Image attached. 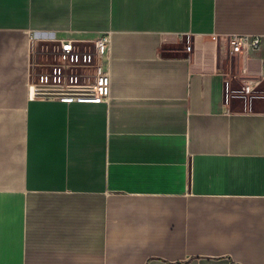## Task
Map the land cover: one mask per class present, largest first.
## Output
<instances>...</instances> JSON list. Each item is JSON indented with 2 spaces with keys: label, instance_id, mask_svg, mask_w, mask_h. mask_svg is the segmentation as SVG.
Returning a JSON list of instances; mask_svg holds the SVG:
<instances>
[{
  "label": "crops",
  "instance_id": "obj_1",
  "mask_svg": "<svg viewBox=\"0 0 264 264\" xmlns=\"http://www.w3.org/2000/svg\"><path fill=\"white\" fill-rule=\"evenodd\" d=\"M263 67L264 0H0V264H264Z\"/></svg>",
  "mask_w": 264,
  "mask_h": 264
},
{
  "label": "built area",
  "instance_id": "obj_2",
  "mask_svg": "<svg viewBox=\"0 0 264 264\" xmlns=\"http://www.w3.org/2000/svg\"><path fill=\"white\" fill-rule=\"evenodd\" d=\"M35 34V33H34ZM217 40V37L211 36ZM81 40L63 38L60 40V53L62 57L74 65H87L92 67L93 80L90 83L72 82L51 86H37L34 95L38 97H54L64 101L99 102L108 97L110 90V75L103 65L104 60L110 59L112 39L109 32L98 35L94 40L93 49L90 51L79 50L76 43ZM224 41L231 54L241 55L261 47L263 37L256 35L232 34L224 37ZM264 75V67H263ZM88 77V76H87ZM249 89L246 88V91ZM60 96V97H58Z\"/></svg>",
  "mask_w": 264,
  "mask_h": 264
},
{
  "label": "bare ground",
  "instance_id": "obj_3",
  "mask_svg": "<svg viewBox=\"0 0 264 264\" xmlns=\"http://www.w3.org/2000/svg\"><path fill=\"white\" fill-rule=\"evenodd\" d=\"M58 97H60V96H58Z\"/></svg>",
  "mask_w": 264,
  "mask_h": 264
}]
</instances>
